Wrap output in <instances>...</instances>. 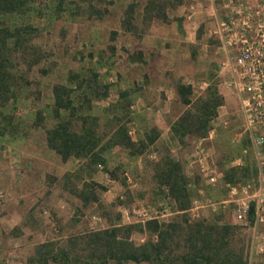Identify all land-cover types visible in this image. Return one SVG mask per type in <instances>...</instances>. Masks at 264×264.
I'll list each match as a JSON object with an SVG mask.
<instances>
[{"label":"rangeland","instance_id":"obj_1","mask_svg":"<svg viewBox=\"0 0 264 264\" xmlns=\"http://www.w3.org/2000/svg\"><path fill=\"white\" fill-rule=\"evenodd\" d=\"M130 1L64 0V11L59 14L58 18L31 15V23L40 29V35L36 41L44 56L29 72L28 79L33 83L28 90L39 88L41 106L47 114L52 103L51 85L65 83L69 71L82 69L91 63L99 75L100 82L106 80L108 85L106 97L93 100V108L90 111V113L99 116L98 123H101L104 109L116 101L118 90L134 85L139 86L137 81L142 78L144 89L139 96L142 98V104L145 105L141 106V102L137 101L138 98L133 101L132 104L135 106L129 107L130 121L127 127L128 132L131 131L129 135L132 139L138 136V124L142 119L151 122L158 128V139L155 144L150 146L152 152L148 156H144L147 164H144L143 156L127 157L124 150L114 147L106 152L107 161L103 167L99 168L98 166L96 170L90 171V174L83 170L79 175H75L78 174L76 170L79 162L71 160L61 162L58 157L55 158V154L46 152V148L43 147L42 131L32 124V115L35 107L38 106L36 99L32 96L18 99L14 106V112L18 118H21L19 119L22 121L21 133L11 140L0 139V146H12L18 151L20 171L32 177L35 188L26 190V197L14 199L13 204L17 205L14 211L22 216L28 204L33 202L35 203L32 207L33 211L36 205L38 208L47 210L48 215L41 216L39 214L31 218L25 214L24 219L27 218L30 225L23 228V231L12 230L18 226V222L6 225L0 236V264H25L26 256L31 252L32 241L41 240L42 235L44 239L49 236H57L59 240H63L66 236L103 229L115 222L122 225L130 224L125 223V220L120 217V211L123 208L139 204L153 206L163 210L159 221H168L177 216V213L172 211L171 203L167 199L162 200L160 195L155 194L156 188L151 178L150 166L161 152L166 151L181 163L183 162L182 170L186 175H199L197 166L195 164L188 165L186 161L191 149V141L197 137L186 139L181 144L170 137L166 127L173 115L166 111L168 103L163 102H159V104H164L165 108L154 115V108L158 105L156 107L154 105L157 99H154L153 94L158 88L155 84L154 86L152 83L149 84L148 79L145 80L147 75L151 81H154L158 76L166 77L169 81L180 76L182 82H191L192 97L199 96L206 89L198 88L200 82L205 81L208 86L214 85L222 98L220 104L222 107L217 109L221 116L215 119V109V115L210 122V128L214 130L212 138L206 143V146L209 147L211 157L218 168L226 167L225 165L229 161L228 155H232L237 150L230 143V136L238 130L239 117L234 98L223 87L222 73L218 70V44L216 38L209 33L214 24L209 15L210 6L193 4L192 15L186 19L190 2L187 0H161L169 17L165 21L154 18L146 23V21H140L141 8L145 0H136L138 6L133 16L137 30L134 34L123 31L119 26L122 11ZM87 4L99 10H105L104 14L99 18L85 17L80 13L81 10L83 13L85 12ZM76 5L80 6L81 10L78 11ZM76 12L77 14H75ZM173 18H176L177 22L170 21ZM172 26L182 29V48L178 47L176 39L173 38L171 41L168 36L167 32ZM110 36H113L112 41ZM110 45L114 47L113 55L105 58ZM138 51L140 52L139 58L149 60L147 64L142 62L135 64L128 61L127 55L135 54ZM87 54L93 56L91 60L89 55L82 58ZM100 56L103 59L102 64H95L94 62ZM173 57L177 59V62L174 63L176 64L174 70L169 67ZM103 61L106 64H103ZM39 70H42L41 74H39ZM109 78L112 82L108 80ZM24 91L26 92L27 89L25 88ZM171 111L176 112L178 108L174 106ZM49 123L46 121L44 126ZM4 163L0 157V169ZM249 166L252 168L254 164L250 163ZM106 175L109 178L108 181L105 179ZM7 178L4 177L1 181L11 185L8 186V189L13 191L14 195H18L19 188L23 183L17 185L9 182ZM83 181L89 182L94 187L96 201L82 204L72 193V190L82 188ZM19 185L20 187H18ZM197 186L198 191L191 201L190 207L193 212L198 210L200 216H207L221 210L223 220L232 223L231 203H224L221 206V201L227 198L226 190L218 182L215 185L203 183L201 177ZM36 193L37 195L34 196ZM7 201L9 202V200ZM7 201L5 202L7 203ZM208 201L216 204L217 207L214 211H211ZM58 203H62L63 207H57ZM186 212L189 218H195L194 214L191 216L189 210ZM34 214L36 213L34 212ZM93 217L96 219L93 220ZM234 225L239 227L240 236L238 238H244L248 242L251 253L250 264H264V255L251 248V230L249 229V231L247 227L241 225ZM29 228L31 231H40L42 234L34 236L33 233H30L31 231H27ZM129 238L135 243H140L144 241L146 235L132 233ZM6 256L9 262L5 261ZM107 264L135 263L110 261Z\"/></svg>","mask_w":264,"mask_h":264},{"label":"trees","instance_id":"obj_2","mask_svg":"<svg viewBox=\"0 0 264 264\" xmlns=\"http://www.w3.org/2000/svg\"><path fill=\"white\" fill-rule=\"evenodd\" d=\"M137 6L136 0H131L123 9L119 20L123 31L135 34L137 24L133 15ZM86 7L84 13L80 6L76 9L87 18H99L105 11L90 4ZM63 11L64 0H0V139L11 140L21 133L22 121L16 116L14 106L18 99L32 96L38 103L32 115V124L42 131L43 147L56 154L61 162L68 159L79 162L78 174L75 175L83 170L90 174L98 166L103 167L107 161L106 152L114 147L124 150L127 157L143 156L144 164H147L144 156L152 152L150 146L158 139V128L142 119L138 124V136L132 139L127 127L129 107L140 97L143 84L119 89L116 101L104 109L101 123H98L99 116L90 111L93 100L106 97L108 85L106 80L100 82L91 63L82 69L69 71L65 83L51 85L52 103L47 114L41 106L39 88L28 90L33 83L28 79L29 72L44 56L36 41L40 29L33 26L30 17L44 15L53 19ZM154 18L167 20L164 3L161 0H145L140 21L148 23ZM113 52L114 47L108 46L105 58ZM88 55L91 56L87 54L82 58ZM92 57H89L90 60ZM139 57V52L127 55L129 62L138 61ZM102 60L100 56L94 63L102 64ZM103 64L106 62L103 61ZM174 92L184 109L171 122L170 137L181 144L191 137L205 136L216 107L222 103L215 86H207L202 94L193 98L191 87L176 80ZM46 121L50 123L44 126ZM232 134L230 143L237 150L228 155L229 161L238 154V147L231 141ZM250 163L253 161L248 154L239 166H220L218 183L226 190V195L225 184L240 185L253 178L255 170L254 166H249ZM182 165L183 162L164 151L150 166L155 194L160 195L162 200L167 199L177 216L168 221L150 219L143 224L122 225L115 222L103 229L66 236L63 240H46L33 247L25 264H107L110 261L135 264H248V242L238 238L239 227L223 220L221 210L195 218L186 214L197 194L200 177L197 174L186 175ZM109 173L113 176L112 172ZM81 185L80 190H72L75 197L82 204L96 201L94 187L84 181ZM132 233L145 234L146 238L135 243L129 238Z\"/></svg>","mask_w":264,"mask_h":264},{"label":"built area","instance_id":"obj_3","mask_svg":"<svg viewBox=\"0 0 264 264\" xmlns=\"http://www.w3.org/2000/svg\"><path fill=\"white\" fill-rule=\"evenodd\" d=\"M188 1L190 9L186 19L192 15L193 4L210 6L209 15L214 24L209 33L217 40V66L222 73V85L236 103L239 126L231 141L238 147V154L227 165L239 166L250 154L255 170L253 178L243 184H225L227 198L221 201V206L231 203L232 223L249 228L251 248L264 255V0ZM207 86L208 83L202 81L198 88L203 90ZM221 107H216L215 119L221 116L217 110ZM213 130L210 128L205 136L192 140L186 157L188 165L197 166L207 185H215L221 177L206 146ZM105 179L109 180L107 175ZM6 199V193L0 190V201ZM209 206L211 211L217 207L213 202H209ZM192 210L189 208L191 216ZM162 215L163 210L141 204L120 211L125 223L143 224L146 220H158Z\"/></svg>","mask_w":264,"mask_h":264},{"label":"crops","instance_id":"obj_4","mask_svg":"<svg viewBox=\"0 0 264 264\" xmlns=\"http://www.w3.org/2000/svg\"><path fill=\"white\" fill-rule=\"evenodd\" d=\"M187 2H189V1L187 0ZM164 12H165L166 17L168 18L169 16H168V13H167V11L165 9H164ZM181 19H182V17L180 18V20ZM170 21L177 22V19L176 18L175 19L173 18V19H170ZM175 27L176 26H172L170 28V31H168L167 33H169L168 36L170 37V40L172 41L173 38L176 39L177 42H178V47L179 48H182V29L180 27H178V28H175ZM172 32L174 33L173 35L171 34ZM139 54H140V52H139ZM141 62L144 63V64H147L149 62V60L147 61V59L146 60H142L141 58H139L138 61H133V63H135V64H138V63H141ZM175 62H177V59H175V57H173L171 59L170 64H169L170 69H173L174 70V67H175L174 65H176V64H174ZM146 79H148L149 84L152 83L153 86L155 84V86L158 88V90L155 91L156 92L155 94H153V91H152V94H153L154 99H157L155 101L154 105H155V107L158 105L156 108H154V111H153L154 115H157L158 113H160V110L161 109H164L165 108V105L164 104L160 105L159 102L168 103V106H167L168 108H166V111L168 113H170V114L172 113V115H173L172 120L170 121V123L166 127V130L168 132L171 122L184 109V106L179 102V100L177 99V96L175 95V92H174V83L176 82V80H180L181 83H184V84L189 85L188 84L189 81L182 82V77H180V76H178L176 78H173L174 80L173 81L171 80L172 82L169 81L168 78L163 77V76H158V78H155L154 81H151V78L149 79V76L147 75L145 77V80ZM108 80L111 81V78H109ZM137 82L140 85V84L143 83V79L141 78ZM191 90H192V88H191ZM116 98H117V93H116ZM137 98H138L137 101L138 102H141V104H142L143 103L142 102V98H140V97H137ZM193 98H195V96H193ZM144 105L142 104L141 106H144ZM133 106H135V104H131L130 105V107H133ZM174 106H176V108H178V111H176V112L175 111L174 112L171 111V109ZM163 111H165V110H163ZM129 133H131V132L129 131L128 134ZM169 134H170V131H169ZM46 152L53 153L51 150H49L47 148H46ZM52 155H54V153ZM54 156H55V158L58 157L56 154ZM0 157L6 163V164L4 163L5 165L3 164L1 166V169H0V186H1L0 187V190H3L6 193L7 199L5 201L9 200V202L7 201V203L5 201H0V236H1V232L4 231V229H5V227H6V225L8 223H13V222L14 223H17L18 222L17 223L18 226L12 228V230L13 229H16V230L19 229V231H21V230L23 231V228L25 229L27 225L29 226L30 224L27 222V220H26L27 218L24 219V215L25 214L27 216H29V217L32 218V217H35V215H39V214L41 216H43V215L44 216H47L48 215V212L45 209L38 208L36 205L34 206V211H33V208L32 207L35 204L33 202H30L28 204V206L26 207V210H25V212L23 213L22 216L20 214H17L14 211V209L17 208V205H14L13 204L14 199L16 197H26L27 196L26 195V190H31V189L35 188L34 187V180L32 179L31 176H27V174L25 172L22 173L20 171V154H18V151H16L14 147H12V146H4V145L0 146ZM68 160L76 161V160H73V159H68ZM4 177L5 178L8 177L7 180L9 179V182H13L14 184L16 183L17 185L23 183V185H21V187H20V185L18 186V187H20L19 188V191H18L19 192L18 195H14V192L13 191H10L8 189V186L9 185L7 183H3L4 181H1V180L4 179ZM22 191H23V193H22ZM36 195H37V193L34 194V196H36ZM57 207H63V204L62 203H60V204L58 203V206ZM3 211H5V212L3 214H1ZM43 211H46V214H43ZM34 212L36 214H34ZM194 214H195V217H197L199 215L198 214V210L196 212H194ZM52 227L54 229V226H52ZM247 229L249 230V228H247ZM12 230H10V231H12ZM27 231L29 232V231H31V229L29 228ZM30 233H33L34 236L41 235L42 234L40 231L37 232V231H33V230ZM41 237H42L41 240L32 241V243H31V252L28 253V255L26 257H28L29 255L32 254L33 247L37 243H40V242H43V241H46V240H54V239L57 240V239H59V237H57V236H55V237L54 236H49L46 239H44V236L43 235ZM0 240H1V237H0ZM248 248H249V245H248ZM6 258H5L6 259L5 261L6 262H9V259H8L7 256H6ZM250 261H251V253H250V250H249L248 264H250Z\"/></svg>","mask_w":264,"mask_h":264}]
</instances>
